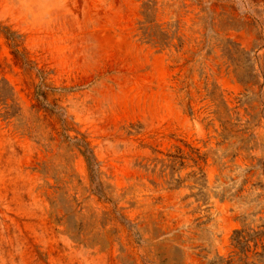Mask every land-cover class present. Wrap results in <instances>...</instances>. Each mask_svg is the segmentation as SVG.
Returning a JSON list of instances; mask_svg holds the SVG:
<instances>
[{
	"label": "rangeland",
	"instance_id": "374dc122",
	"mask_svg": "<svg viewBox=\"0 0 264 264\" xmlns=\"http://www.w3.org/2000/svg\"><path fill=\"white\" fill-rule=\"evenodd\" d=\"M0 264H264V0H0Z\"/></svg>",
	"mask_w": 264,
	"mask_h": 264
},
{
	"label": "trees",
	"instance_id": "16d2710c",
	"mask_svg": "<svg viewBox=\"0 0 264 264\" xmlns=\"http://www.w3.org/2000/svg\"><path fill=\"white\" fill-rule=\"evenodd\" d=\"M83 155L85 156L88 166L93 167L95 165L94 164L95 157H94V154L91 152V150L90 151L88 150L87 152H83Z\"/></svg>",
	"mask_w": 264,
	"mask_h": 264
}]
</instances>
